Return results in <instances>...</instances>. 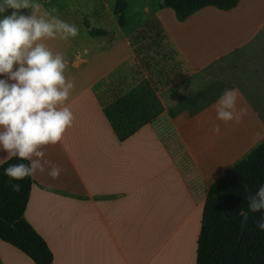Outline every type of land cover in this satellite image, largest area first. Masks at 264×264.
I'll return each mask as SVG.
<instances>
[{"label":"crops","instance_id":"obj_1","mask_svg":"<svg viewBox=\"0 0 264 264\" xmlns=\"http://www.w3.org/2000/svg\"><path fill=\"white\" fill-rule=\"evenodd\" d=\"M36 2L38 16L79 28L41 41L64 55L75 85L63 105L75 119L43 149L50 164L32 176L24 213L52 264H196L209 190L264 142V0L207 6L182 22L157 0H128L124 26L115 0ZM100 2L118 25L91 36ZM225 89H238L247 110L238 124L216 120ZM0 264L34 263L0 240Z\"/></svg>","mask_w":264,"mask_h":264},{"label":"clouds","instance_id":"obj_2","mask_svg":"<svg viewBox=\"0 0 264 264\" xmlns=\"http://www.w3.org/2000/svg\"><path fill=\"white\" fill-rule=\"evenodd\" d=\"M41 7L36 0H0V15L12 10L0 19V76L6 77L0 79V151L6 153V161L16 158L28 162L10 164L4 170L12 181L45 172L50 162L44 159L43 149L57 144L75 119L63 106L75 86L65 76L68 61L61 53L53 54L41 41L75 38L79 28L59 15L38 16ZM22 9L31 10V15L21 14ZM238 95V89L223 91L213 105L216 120L225 125L240 123L247 110L237 107ZM212 132L218 134L220 125H214ZM47 171L55 180L61 168L53 164ZM10 186L20 191V184ZM247 202L249 212L264 211V184L247 197ZM257 227L264 231V217Z\"/></svg>","mask_w":264,"mask_h":264},{"label":"trees","instance_id":"obj_3","mask_svg":"<svg viewBox=\"0 0 264 264\" xmlns=\"http://www.w3.org/2000/svg\"><path fill=\"white\" fill-rule=\"evenodd\" d=\"M128 0H115L113 14L124 26ZM240 0H157L160 9L170 8L182 22L193 13L212 6L227 11ZM105 32L93 29L91 36ZM28 163L16 158L0 165V240L25 254L34 264H52L53 255L46 242L26 221L24 213L33 183L32 176L12 181L4 170L10 164ZM20 184L15 192L11 184ZM264 184V142L245 159L233 166L209 190L202 212L201 229L197 240L196 264H264V231L257 223L264 211L251 213L247 197L254 195ZM247 214L243 232L241 221Z\"/></svg>","mask_w":264,"mask_h":264},{"label":"rangeland","instance_id":"obj_4","mask_svg":"<svg viewBox=\"0 0 264 264\" xmlns=\"http://www.w3.org/2000/svg\"><path fill=\"white\" fill-rule=\"evenodd\" d=\"M98 10H99V14L101 15L99 19L93 16L91 17L88 16L87 21L91 24L89 30L100 27V28H104L108 32H112L115 29V27H117L118 25L116 18L115 20H112L108 17L107 13L104 12V9L102 8L101 2Z\"/></svg>","mask_w":264,"mask_h":264},{"label":"water","instance_id":"obj_5","mask_svg":"<svg viewBox=\"0 0 264 264\" xmlns=\"http://www.w3.org/2000/svg\"><path fill=\"white\" fill-rule=\"evenodd\" d=\"M247 216H248L247 214L243 215V218H242V221H241V232H243V230H244V226H245V223H246Z\"/></svg>","mask_w":264,"mask_h":264}]
</instances>
